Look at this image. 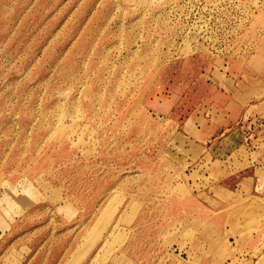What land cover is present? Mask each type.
Wrapping results in <instances>:
<instances>
[{
  "label": "rangeland",
  "instance_id": "obj_1",
  "mask_svg": "<svg viewBox=\"0 0 264 264\" xmlns=\"http://www.w3.org/2000/svg\"><path fill=\"white\" fill-rule=\"evenodd\" d=\"M244 72L264 0H0V264H264V160L181 135Z\"/></svg>",
  "mask_w": 264,
  "mask_h": 264
},
{
  "label": "crops",
  "instance_id": "obj_2",
  "mask_svg": "<svg viewBox=\"0 0 264 264\" xmlns=\"http://www.w3.org/2000/svg\"><path fill=\"white\" fill-rule=\"evenodd\" d=\"M247 77V72L240 75L239 82H242L244 86L240 85L239 91L235 95L236 100L233 95L230 96L229 102H233V104L222 125L213 124L210 120H205L207 123L202 125L204 119L200 115H194L182 124L181 135L194 140L197 146L203 147L206 144L207 148L214 141L212 151L217 157L224 153V158L232 159V155L237 149L240 150L246 146L250 154L255 153L258 156L259 163L257 165H263L264 87L261 88L262 92L257 87L261 83L259 79L262 80L264 77L259 72L250 77L252 78L251 82H247ZM257 165L252 170H250V167L247 168L246 172L242 169L236 171V173L231 172L224 179L222 187L224 193L237 191L240 187L237 175L243 177L242 173L250 174L249 170L255 175L253 180L256 181L257 171L262 167ZM230 169L233 170L232 167Z\"/></svg>",
  "mask_w": 264,
  "mask_h": 264
},
{
  "label": "bare ground",
  "instance_id": "obj_3",
  "mask_svg": "<svg viewBox=\"0 0 264 264\" xmlns=\"http://www.w3.org/2000/svg\"><path fill=\"white\" fill-rule=\"evenodd\" d=\"M98 241V240H97Z\"/></svg>",
  "mask_w": 264,
  "mask_h": 264
}]
</instances>
